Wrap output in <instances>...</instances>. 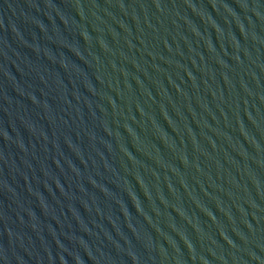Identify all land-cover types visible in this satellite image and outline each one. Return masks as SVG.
<instances>
[{
    "label": "water",
    "instance_id": "obj_1",
    "mask_svg": "<svg viewBox=\"0 0 264 264\" xmlns=\"http://www.w3.org/2000/svg\"><path fill=\"white\" fill-rule=\"evenodd\" d=\"M0 264H264V0H0Z\"/></svg>",
    "mask_w": 264,
    "mask_h": 264
}]
</instances>
